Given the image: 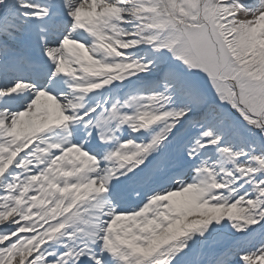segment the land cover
Segmentation results:
<instances>
[{"label": "snow or ice", "instance_id": "6c2138e0", "mask_svg": "<svg viewBox=\"0 0 264 264\" xmlns=\"http://www.w3.org/2000/svg\"><path fill=\"white\" fill-rule=\"evenodd\" d=\"M0 264H264V0H0Z\"/></svg>", "mask_w": 264, "mask_h": 264}]
</instances>
